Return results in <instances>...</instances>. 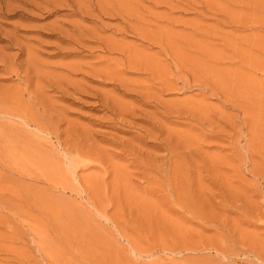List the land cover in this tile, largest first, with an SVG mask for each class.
I'll list each match as a JSON object with an SVG mask.
<instances>
[{
  "label": "rangeland",
  "instance_id": "374dc122",
  "mask_svg": "<svg viewBox=\"0 0 264 264\" xmlns=\"http://www.w3.org/2000/svg\"><path fill=\"white\" fill-rule=\"evenodd\" d=\"M0 264H264V0H0Z\"/></svg>",
  "mask_w": 264,
  "mask_h": 264
}]
</instances>
